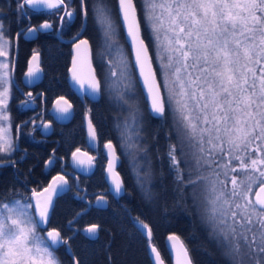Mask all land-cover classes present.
<instances>
[{
    "label": "snow or ice",
    "instance_id": "snow-or-ice-1",
    "mask_svg": "<svg viewBox=\"0 0 264 264\" xmlns=\"http://www.w3.org/2000/svg\"><path fill=\"white\" fill-rule=\"evenodd\" d=\"M32 11L58 16L61 28L80 15L83 21L91 20L101 36L102 73L92 68L89 59L85 74L82 66L78 69L75 55L69 72L82 95L95 98L107 92L118 106H127L123 124H117L120 147L130 158L145 198L151 200L152 193L145 188L150 172L141 177L137 162V154L146 151L140 144L141 108L133 99L137 94L152 116L171 115L175 142L168 143L167 156L174 182L200 211L226 264H264V0H79L78 9L71 0H16L17 13L30 17ZM52 27L44 21L39 29L29 27L27 32ZM12 46L10 33L0 21V57L4 58L0 60V166L14 167L11 156L17 150L21 125H16L13 136L9 98L16 61L9 58ZM81 46L90 50V41L77 33L73 37L77 54ZM39 60L40 53L33 50L25 72L28 84L38 79ZM30 103L25 100L21 105ZM72 108L60 96L57 118H69ZM90 115L91 109L85 111L91 142L97 139V131ZM31 122L35 125V120ZM42 126L45 132L51 127L43 122ZM104 148L107 178L119 196L124 186L115 171L117 148L111 140ZM78 153L87 156L85 170H90L95 157L77 148L72 157L81 167L85 161L77 159ZM54 162L49 158L45 166ZM68 187L69 180L58 174L47 187L33 189L31 196L0 197V264H62L56 253L60 246L70 251L69 238L47 225L54 197ZM96 203L105 206L108 201L100 195ZM73 222H68L70 229ZM133 222L137 230H147L155 264H164L151 244L149 224L139 217ZM99 230V224L91 223L76 231L95 239ZM169 240L176 242L174 250L179 245L175 264H192L180 238L170 235ZM71 260L82 264L75 253Z\"/></svg>",
    "mask_w": 264,
    "mask_h": 264
},
{
    "label": "trees",
    "instance_id": "trees-1",
    "mask_svg": "<svg viewBox=\"0 0 264 264\" xmlns=\"http://www.w3.org/2000/svg\"><path fill=\"white\" fill-rule=\"evenodd\" d=\"M15 1L0 0V21L9 31L11 39L15 29L14 25L17 22L16 16H19L16 12ZM147 34L145 31L146 39L148 38ZM48 46H52L54 49L45 52L46 63L49 69L55 70L52 72H55L53 74L56 75V78H63L65 69L70 64L71 54L67 47L58 43L48 44ZM93 49V63L98 73H102L96 56V45L93 46ZM150 54L154 56L153 51ZM65 86L60 87L64 88ZM58 87H55L56 90H59L60 87ZM66 92H68V87ZM59 95L60 92L56 96ZM108 98L109 94L104 92L98 102L81 105H78L80 104L78 98L73 99L77 106L76 114L67 127L58 129L60 149H64L66 154L83 143L82 119L83 110L87 105L91 109L90 116L100 140L103 142L111 140L122 158L119 171L124 182L125 194L120 199L110 197L105 209L92 208L77 221H74L76 214L84 208V205L72 194L66 193L56 199L49 227L61 230L66 237L73 234L72 229L69 228L70 220L74 221L72 226L79 229L91 223L100 225L98 236L95 239L85 238L80 231H76L70 237L71 250L80 258L82 264H150L148 242L135 227L133 222L135 217H139L149 224L152 230V242L164 254H166L164 247L166 236L175 233L184 241L193 264H226V258L222 251L209 237L200 211L193 207L192 200L187 193L181 194L174 182V174L170 171L167 156L168 143L175 142L171 115L169 114L166 119L153 118L142 102L146 122L141 129L140 144L146 149V159L140 165V173L143 177L145 172H150L145 183V188L152 193V199L148 200L145 198L140 184L137 183L129 156L125 155L120 147V130L116 124L118 105ZM12 107L13 104L11 109ZM12 117L13 135L15 136V125L18 123V119L15 115ZM27 135L28 133H21L18 139L21 147L26 148L27 155L16 150L11 156V159L15 161V166L13 167L11 164L0 166V197L29 196L31 188H41L47 183L49 173H45L43 170L42 162L48 155L50 146L31 142ZM26 142H29L28 146ZM32 168L42 172L44 178L36 179ZM102 169L103 165L99 163L98 174L95 176L97 182L90 185V189L93 191L106 188ZM56 254L62 264H72L65 247L59 248Z\"/></svg>",
    "mask_w": 264,
    "mask_h": 264
},
{
    "label": "flooded vegetation",
    "instance_id": "flooded-vegetation-1",
    "mask_svg": "<svg viewBox=\"0 0 264 264\" xmlns=\"http://www.w3.org/2000/svg\"><path fill=\"white\" fill-rule=\"evenodd\" d=\"M71 3H72L73 8L78 9L79 0H71ZM15 5H16V1H15ZM16 17H17V20H16L17 22L14 25L15 29H14V33L12 36V40L14 42V39L17 38L18 54H17V60H16V68L13 73L14 86L12 87L11 97L9 101L10 107L13 104V107H12L13 110L10 108L11 110L10 112L12 113V115H15V117L17 116V119H18L17 124L21 125L20 135L21 133H25V134L28 133L27 138L29 139V141L34 142V143L43 144V145L45 144L44 146H50V151L42 162L43 170L45 171V173H49L47 183L54 175L64 174L65 172H67L68 174H64L65 177L69 180V191L66 193L72 194V196L80 200L82 204L84 205V208L81 211H79V213L84 210H87L89 205H91L85 213H82V215H84L88 211H90L92 208H96L93 206V204L96 202L97 196L103 195L107 198V201L110 200V197H114L112 194L108 192L107 183H106V188H103L97 191H93L90 189L91 188L90 185H92L93 183L96 184L97 182L95 180L96 179L95 176L98 174L99 163H102L103 165L102 170H103V176L105 180L106 155H105V150H104V144L108 141H105V142L101 141L97 133L98 146L96 147V149L91 150L89 146L87 145L85 129H84L85 127L84 113L89 108L87 105H85L86 108L83 110L84 112H83V119H82V128H83V133H84L83 143H81L78 147H75L74 149H72L73 151L71 150L69 153H66V154L64 152V149H60V140L58 137L60 133L58 132V129L60 127H67L73 120L76 114V110H77V106L74 104L75 100L73 99L78 98L77 100L80 102V104L78 105L87 104L88 102L90 103H96V102L90 101L86 97H84L83 100L80 99L69 87L68 69H69L70 64L65 69L64 77L56 78V75L53 74L55 72H52L55 70L49 69L48 64L46 63V57H45L46 51H52L54 49L52 46H48V44L50 45L52 43H55V44L58 43L59 45L63 47H67L68 51L71 54L72 43H68L66 41L73 39V37L76 36V34L80 32L82 28V24L84 22L83 17L80 15H77L76 17L73 18V20L70 23L65 24L63 28H61L58 16L50 15L46 12L32 11V14L30 17L23 16L20 14L19 16H16ZM44 21H48L49 23L53 25V27L49 30H38L35 33L27 32V29L29 27H36L39 29V25L43 23ZM96 32L97 31L93 29L91 20H88L86 21L85 30L83 34L80 36L81 38L89 39L90 46L92 49V60H93V51H94L93 46L96 44V37H97ZM16 33H20L19 37L16 36ZM33 50H36L40 53L39 67H40L42 74H41L40 79L34 80L32 84H28L26 80H24V75L27 70V61L28 59H30L33 53ZM94 68L96 69L95 65H94ZM62 85H66V86L64 88L60 87ZM56 86L60 87V88L58 87L59 90H56L55 88ZM67 87H68V92H66ZM29 92L33 94L32 97L28 96ZM59 92H60V95L56 96L57 93ZM41 93H43V95H40ZM60 96H63L64 98H66L73 105V111H74L73 117L66 124L58 123L55 120V118L51 115L52 104L55 101V99L59 98ZM25 100L31 101V103L27 107H22L21 102ZM90 119L92 120L91 116H90ZM33 120H35V125L31 122ZM25 122H28V123H25ZM42 122L48 123L51 125V134L49 135L48 138L43 137L41 134V131L43 129ZM16 143H17V151L25 153V155H27L26 148L21 147L20 141H17ZM28 144L29 142H26L27 146ZM29 148H33V147H29ZM77 148L81 149L82 152H87L91 156L95 157L94 168L89 174L79 173L75 169H73V167L70 165L71 155ZM117 153L120 156L118 151ZM49 158H52L55 162L51 164L50 166H48L47 168L45 165H46V162L49 160ZM32 171L35 172L34 177L36 179L44 178L42 172L35 171V169L33 168H32ZM118 171H119V168H118ZM39 182H42V181L39 180ZM47 183L44 186H46ZM44 186H42L41 188H43ZM41 188H37V189L40 190ZM31 189L33 190L34 188H31ZM32 190H30L29 196H31ZM78 196L84 197V198L79 199ZM96 209H100V208H96ZM81 216H79L75 221H77ZM71 229L73 231V234L66 236L69 238V240H70V237L73 236L76 233V230L79 228L72 226ZM161 253H162V257L165 263L170 264L168 255L164 254L162 251Z\"/></svg>",
    "mask_w": 264,
    "mask_h": 264
},
{
    "label": "water",
    "instance_id": "water-1",
    "mask_svg": "<svg viewBox=\"0 0 264 264\" xmlns=\"http://www.w3.org/2000/svg\"><path fill=\"white\" fill-rule=\"evenodd\" d=\"M85 26H86V21H84L83 22V27L81 28V30H80V36L83 34V32H84V30H85ZM81 38V37H80ZM66 42H68V43H72V45H71V59H70V66H69V68H71L72 67V59H73V56L75 55V56H77V67H78V69H80L81 68V66H82V70H83V72L85 73V74H87L88 73V71H89V68H88V64H87V61L90 59L91 61H92V68L93 69H95L94 68V65H93V60H92V49H91V46H90V50H86V49H84V47L83 46H81V51H80V53L79 54H77V52H76V50L73 48V39H71V40H69V41H66ZM14 51H15V54H14V58H15V61L17 60V54H18V45H17V38H15L14 39ZM40 68V67H39ZM27 71V70H26ZM41 74H42V72H41V70H40V72L38 73V79H40L41 78ZM71 76H72V73L71 72H69V69H68V85H69V87L72 89V91L80 98V99H84V97H86V98H88L90 101H93V102H97V101H99L100 100V98H101V96H98V97H95V98H93L92 96H89V95H87V94H84V95H82L81 93H80V91H79V85L78 84H75L73 81H72V79H71ZM137 79H139V76H138V73H137ZM24 80H26V76L24 75ZM35 80H37V79H35ZM85 88H87V84H85ZM58 99V98H57ZM57 99H55V101L53 102V104H52V108H51V115L55 118V120L58 122V123H60V124H66V123H68L71 119H72V117H73V114H74V111H73V108H72V110H71V116L69 117V118H67V119H58L57 118V114H56V112H55V106H56V101H57ZM148 110V109H147ZM148 112H149V114L152 116V114L150 113V111L148 110ZM153 118H159V117H154V116H152ZM87 120H85V127H84V129H85V136H86V142H87V145L89 146V148L91 149V150H95L96 149V147L98 146V139H96L95 141H91L90 142V139H89V134H88V128H87ZM41 134H42V136L43 137H45V138H48L49 137V135L51 134V127H50V129L47 131V132H45L43 129H42V131H41ZM115 146V145H114ZM104 150H105V155H106V164H105V180H106V183H107V185H108V192L110 193V194H112L113 196H114V198H116V199H120L121 197H123L124 196V193H125V188H124V191L119 195V196H116L115 195V193H114V190L112 189V185H111V182H110V180L107 178V176H108V174H107V172H106V168H107V162H108V155H107V149H105L104 148ZM82 152V151H81ZM82 153H87V152H82ZM88 154V153H87ZM89 156H91L90 154H88ZM117 155H118V153H117ZM118 157H119V163L117 164V166H116V169H115V171H117L118 173H119V171H118V168L120 167V165H121V163H122V159L120 158V156L118 155ZM77 159H79V160H84L85 161V165H84V167H81V166H79V165H77L76 164V162L73 160V157H72V155H71V160H70V165L73 167V169H75L77 172H79V173H82V174H89L92 170H93V168H94V166L90 169V170H85V168H87V156H84V155H81V154H77ZM48 168V167H47ZM64 174H68L67 172H65ZM64 174H61V175H64ZM58 174H56V175H54V176H57ZM119 175H120V173H119ZM53 176V177H54ZM121 176V175H120ZM52 177V178H53ZM52 178L49 180V182L47 183V185L46 186H44L43 188H45V187H47L48 186V184L52 181ZM121 179H122V177H121ZM122 182H123V180H122ZM123 186H124V183H123ZM43 188H41L40 190H42ZM69 191V187H68V190H65L63 193H61L60 194V196H62V195H64L66 192H68ZM59 196V197H60ZM58 197H54V204H55V201H56V199H57ZM91 205H89V207H90ZM93 206L94 207H96V208H100V209H103V208H105L107 205H105V206H99V205H97V203L95 202L94 204H93ZM89 207H88V209H89ZM87 209V210H88ZM87 210H84V211H82V212H80V213H85ZM79 216H77L75 219H74V221L78 218ZM47 227L49 228V224L47 225ZM82 230V229H81ZM143 236H144V238L147 240V242H148V256H149V259H150V262H151V264H155V261H154V256H153V254L151 253V248L149 247V238H148V236H147V230H144L143 232H141V231H139ZM80 233L83 235V233H82V231H80ZM170 235H176V236H178L179 238H180V236L179 235H177V234H175V233H170V234H168L167 236H166V238H165V242H164V247H165V251H166V254L168 255V257H169V260H170V264H175V262H176V256H175V251L176 250H178L179 249V245H177V247H176V249L174 250L173 249V244H175L176 242L175 241H170L169 240V236ZM97 236H98V234H97ZM96 236V237H97ZM152 239H153V236L151 237V244H152V246H154V247H156L157 248V250L159 251V253L161 254V257H162V253H161V251H160V249L157 247V245L156 244H153V242H152ZM180 240L184 243V241L180 238ZM185 244V243H184ZM61 247H63V246H60L59 248H61ZM66 247V252H67V254L70 256V258H71V253H73L72 252V250L70 249V251L67 249V246H65ZM189 252V251H188ZM190 255V254H189ZM162 259H163V257H162ZM163 261H164V259H163ZM164 264H166L165 263V261H164ZM192 264H193V262H192Z\"/></svg>",
    "mask_w": 264,
    "mask_h": 264
},
{
    "label": "rangeland",
    "instance_id": "rangeland-1",
    "mask_svg": "<svg viewBox=\"0 0 264 264\" xmlns=\"http://www.w3.org/2000/svg\"><path fill=\"white\" fill-rule=\"evenodd\" d=\"M147 32V31H146ZM96 35H97V37H96ZM96 35H95V37H96V56H97V59H98V65H100V70H101V72H102V65H103V61H102V59H101V57L99 56V53L102 51V47H103V40H102V38H101V36L98 34V32H96ZM148 35V34H147ZM13 41V40H12ZM150 41V40H149ZM153 53H154V51H153ZM14 54H15V51H14V42H13V46H12V48L10 49V56H9V58L11 59V58H14ZM154 55H155V53H154ZM4 58L3 57H0V60H3ZM14 73V72H13ZM11 92H12V89H11ZM10 97H11V95H10ZM110 101H112V102H115V103H117L114 99H110V98H108ZM133 99L134 100H136L137 102H139L140 103V108H141V114H140V121H141V124H142V126H144V124H145V120H146V118H145V113H144V108H143V104H142V102L140 101V97H139V95L137 94L136 96H134L133 97ZM9 101H10V98H9ZM118 105V104H117ZM11 107L9 106V109H10ZM11 111V110H10ZM9 111V115H10V118H11V121H12V133H13V117H12V113ZM117 111H118V114H117V117H116V124H123V122H124V119H125V117L127 116V114H128V109H127V106L126 105H119L118 106V109H117ZM16 125H18V124H16ZM16 125H15V128H16ZM173 131H174V129H173ZM174 135H175V132H174ZM14 136V135H13ZM142 136V135H141ZM142 140H143V137H142ZM142 146V145H141ZM122 149V151L124 152V154L126 155V150L124 149V148H121ZM130 159V158H129ZM146 159V154H145V151L144 152H140V153H138L137 154V161L139 162V164L141 165L142 163H143V161ZM42 235H43V233H42Z\"/></svg>",
    "mask_w": 264,
    "mask_h": 264
}]
</instances>
